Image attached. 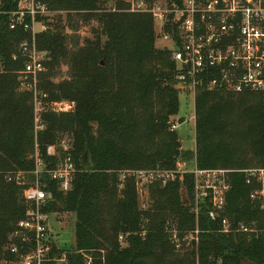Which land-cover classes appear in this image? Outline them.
<instances>
[{
    "label": "trees",
    "instance_id": "trees-1",
    "mask_svg": "<svg viewBox=\"0 0 264 264\" xmlns=\"http://www.w3.org/2000/svg\"><path fill=\"white\" fill-rule=\"evenodd\" d=\"M21 1L0 0L1 10L16 12ZM37 1L53 14L44 19L48 30L36 37L46 54L37 96L22 91L19 82L27 62L20 44L31 33L11 29L8 16L0 20V264L15 263L7 250L10 237L35 209L24 193L27 180L34 181L37 150L46 170L58 168L67 155L76 167L67 193L49 175L42 177L48 196L42 212L72 213L76 220L75 245H53L52 257L65 254L68 264H86L83 252L93 256L92 264H264V195H257L264 184L247 172L264 169V92L198 90L197 166L230 171L227 207L215 219L210 202L198 213L182 203L179 182L151 185V205L142 210L136 178L123 179V173L173 170L178 160L193 156L181 150L169 125L183 93L176 88L172 52L156 47L153 15L131 12L129 0ZM144 1L152 6L158 0ZM170 19L167 31L177 39L180 22ZM93 21L98 26L92 38H82L81 23ZM63 66L69 78L56 83ZM64 102L73 110H52ZM50 147L56 148L53 156ZM18 172L28 174L21 185L7 177ZM184 187L194 205L192 174ZM189 236L194 238L186 241Z\"/></svg>",
    "mask_w": 264,
    "mask_h": 264
},
{
    "label": "built area",
    "instance_id": "built-area-1",
    "mask_svg": "<svg viewBox=\"0 0 264 264\" xmlns=\"http://www.w3.org/2000/svg\"><path fill=\"white\" fill-rule=\"evenodd\" d=\"M129 3L132 4L130 11L133 13L152 14L160 29L158 37L170 43L167 49L172 52L177 66L176 88L181 92L193 99H196L200 88L210 92H264V0H181V4H170L163 0L152 6L144 0H129ZM171 15L180 22L177 39L167 31V27L172 26ZM2 16H8L11 29L21 26L31 33L32 39L20 44V52L27 62L19 72V82L22 91L33 92L37 96L40 76L46 71V54L39 49L36 37L48 30L44 19L52 18L53 14L37 0H22L19 10L12 13L1 10L0 3V20ZM53 107L54 111L60 113L70 112L74 104L57 103ZM64 149L68 151L67 143ZM55 152V147L49 148V155L53 156ZM247 172L251 176L258 175L259 181L264 184V170ZM75 173L76 167L71 155H67L54 170H46L43 161L36 156L32 173L35 182L24 193L26 200L34 204L35 209L19 222L7 248L16 255L14 264H68L65 254L61 258L52 257L51 254L55 244L50 234V216L42 212L48 200L42 177L49 175L60 183V190L67 193ZM224 173L200 169L190 173L194 176L196 192L202 181L214 191L211 202L214 211L210 213L212 219L224 209V189L228 187L226 181L220 178ZM177 174L179 171L174 170L127 171L122 177L134 176L137 184L144 179L167 183L175 181ZM16 175L18 177L8 175V180L21 185L25 174ZM223 224L225 232H228L231 226L226 220ZM172 233L173 242L179 246L177 233ZM16 239L21 241V247L14 242ZM120 240L123 241V236ZM25 245L30 247L25 250Z\"/></svg>",
    "mask_w": 264,
    "mask_h": 264
},
{
    "label": "rangeland",
    "instance_id": "rangeland-1",
    "mask_svg": "<svg viewBox=\"0 0 264 264\" xmlns=\"http://www.w3.org/2000/svg\"><path fill=\"white\" fill-rule=\"evenodd\" d=\"M163 2V0H158L157 2ZM129 3V2H128ZM132 7V4H131ZM108 9H110V5L108 6ZM97 23L96 22H90L88 24H82L80 25V31L79 34L81 35L82 38H92L93 36V31L95 30V28H97ZM155 30H156V35H157V40H156V47L158 49H166L167 47L170 46L169 42H165L162 38L158 37L159 33H160V29L155 26ZM69 34H72V32L70 30H68ZM104 62V61H102ZM69 78V74H68V68L67 66H63L62 70L59 74V76L55 79V82H61L63 80H66ZM180 112L176 115L173 116L170 121H169V125L171 130L177 132L180 141H181V150L184 152H190L193 154V156H191L190 158L187 159H180L178 160V163L175 167V169H173L174 171H179V174H177V177H175V181H168L167 183H163L162 181L159 180H154V181H146V179L143 180V182H139L137 184V189L139 192V204H140V208L142 210H146L150 207L151 202H150V186L153 184H161L163 187L166 186L168 183L170 182H179L180 184V194H181V201L184 205L188 206L189 208H191L192 210H195V212L198 213L199 211V206L207 201L210 202V204H212V195H213V190L210 189V187H208V184L205 181L200 182L198 185L200 186L199 189L197 190V193L195 191V202L194 205H192L188 199V195H187V191L184 187V181H185V177L186 175H190V173L195 170V169H199L197 166V160H196V114H195V102L196 99H193V97L188 96L185 93H181L180 94ZM67 103V102H64ZM52 108H54L52 106ZM40 107L37 106L36 107V113L39 114L40 113ZM54 110V109H52ZM57 112V111H56ZM60 113V112H59ZM181 118H185V122H183V124H179V120ZM39 123H36V125ZM37 129V127H36ZM36 131V130H35ZM36 135H37V131H36ZM69 143V142H68ZM38 148L36 147V150ZM56 151V148H55ZM56 154V152H55ZM36 156H39V152L38 150L36 151ZM36 158V157H35ZM164 169L161 168H157V169H153V170H142V171H163ZM258 170V169H255ZM264 170V169H262ZM215 171H225L226 173H224V175L220 176L221 179H224L227 183V189H224L225 192V205H224V209L227 207V196H228V191H229V173L230 171H226V170H215ZM23 172H18V173H10L9 176L12 177H18V175L16 174H20ZM28 175V174H26ZM24 175V180H26L27 178H25ZM30 175V174H29ZM29 183L28 185H32V183L34 184V181L31 183V181H29V179L27 180ZM206 193V196H202L201 194ZM263 191L258 192L257 195L258 196H263ZM75 226H76V220L75 217L72 213H54L52 216H50V222H49V227H50V234L51 237L53 238V242L54 244L60 248V249H68L71 248L72 246L75 245ZM173 232V231H171ZM198 231H196L197 233ZM199 233V232H198ZM197 233V234H198ZM190 238V239H189ZM194 237L193 236H189L186 237V241L192 240ZM82 256L84 258V260L86 261V264H92L93 263V256L90 255L89 253H82ZM3 264V263H2Z\"/></svg>",
    "mask_w": 264,
    "mask_h": 264
},
{
    "label": "water",
    "instance_id": "water-1",
    "mask_svg": "<svg viewBox=\"0 0 264 264\" xmlns=\"http://www.w3.org/2000/svg\"><path fill=\"white\" fill-rule=\"evenodd\" d=\"M102 65H104V62H102ZM183 122H185V118H181V119L179 120V124H183Z\"/></svg>",
    "mask_w": 264,
    "mask_h": 264
}]
</instances>
